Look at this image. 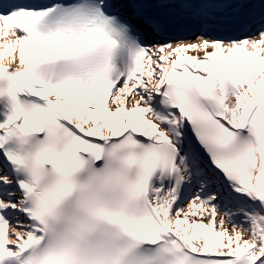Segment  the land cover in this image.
<instances>
[{"label": "snow or ice", "instance_id": "snow-or-ice-1", "mask_svg": "<svg viewBox=\"0 0 264 264\" xmlns=\"http://www.w3.org/2000/svg\"><path fill=\"white\" fill-rule=\"evenodd\" d=\"M0 264H264V0H0Z\"/></svg>", "mask_w": 264, "mask_h": 264}]
</instances>
